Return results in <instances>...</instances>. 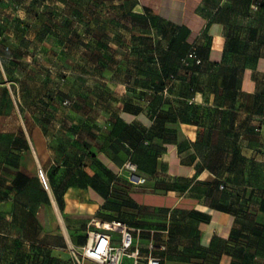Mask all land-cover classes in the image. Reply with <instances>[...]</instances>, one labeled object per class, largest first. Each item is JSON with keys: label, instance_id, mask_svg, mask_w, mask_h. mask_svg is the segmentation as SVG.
I'll return each mask as SVG.
<instances>
[{"label": "crops", "instance_id": "crops-1", "mask_svg": "<svg viewBox=\"0 0 264 264\" xmlns=\"http://www.w3.org/2000/svg\"><path fill=\"white\" fill-rule=\"evenodd\" d=\"M173 3L182 28L159 17ZM203 3L0 0V264H99L79 255L87 232L129 209L138 255L120 264H146L150 241L159 264H264V188L243 185L225 211L217 185L264 175V45L227 37ZM192 43L203 64L163 95ZM131 126L160 148L137 169L146 189L119 170Z\"/></svg>", "mask_w": 264, "mask_h": 264}, {"label": "rangeland", "instance_id": "rangeland-1", "mask_svg": "<svg viewBox=\"0 0 264 264\" xmlns=\"http://www.w3.org/2000/svg\"><path fill=\"white\" fill-rule=\"evenodd\" d=\"M23 1V0H20ZM5 3L1 6V12L4 13L3 9ZM174 7H169L165 11V16L172 19L181 21L183 19V12L180 7L176 8V3H173ZM204 10L207 14H212L216 11V14L223 18L224 21V33L227 37H233L237 35L243 34V36L248 37L245 44H248L249 49H254L257 46L264 45V0H204L203 3ZM7 12H9L7 10ZM20 13V12H19ZM22 13V12H21ZM7 14V13H5ZM4 19V18H1ZM2 46H8L7 41L1 42ZM101 137L103 136H96L91 140L95 144H99L101 142ZM144 159L142 158L141 161ZM132 161V159L130 160ZM131 163V162H129ZM151 167H155L156 160H151L148 162ZM133 164V163H131ZM136 173L138 172L137 166H135ZM259 171V172H258ZM254 171L255 175L249 176L246 178L247 183H242L241 186H237V184H232L230 181L223 182V187L221 192L218 194L219 197H225L226 200L231 201L235 195V191L242 188L243 185L246 186L247 190L250 189H263L264 188V175H263V168L260 170ZM122 172L126 175L129 172V169L125 167ZM252 186H255L254 188ZM251 187V188H250ZM143 188H149L147 183L145 182ZM255 200H251L250 203H253ZM241 206H245L242 202L240 203ZM134 213L131 209L127 211L124 218L127 222L132 224L134 221ZM145 219L144 221L147 223H155L153 218L156 220L167 221L169 219L167 214L163 213H149L143 214ZM173 214H171V217ZM173 218V217H172ZM184 218V217H183ZM171 219V218H170ZM133 220V221H132ZM188 220V219H187ZM144 250V249H143ZM146 250V249H145ZM248 259H245V264L248 263Z\"/></svg>", "mask_w": 264, "mask_h": 264}, {"label": "built area", "instance_id": "built-area-1", "mask_svg": "<svg viewBox=\"0 0 264 264\" xmlns=\"http://www.w3.org/2000/svg\"><path fill=\"white\" fill-rule=\"evenodd\" d=\"M188 56L194 57V54L190 52ZM182 62L184 64L187 63L185 59H183ZM125 167L129 169L126 177L132 184L140 185L145 182V177L136 173L134 164L126 162L119 170H123ZM112 231L119 233L118 245L111 244L110 232ZM133 232L134 229L125 222L112 220L107 223V226L103 224L98 230L87 232L88 240L81 247L79 255L81 258L87 257L95 260L99 264H120L123 257L138 255V250L133 245L135 238ZM156 248L162 249L163 247L162 245H155L152 241L147 244L148 253L146 255V264H159L160 258L151 253V251ZM75 260L77 264H80L78 258H75Z\"/></svg>", "mask_w": 264, "mask_h": 264}, {"label": "trees", "instance_id": "trees-1", "mask_svg": "<svg viewBox=\"0 0 264 264\" xmlns=\"http://www.w3.org/2000/svg\"><path fill=\"white\" fill-rule=\"evenodd\" d=\"M216 11L217 10H215V12H213L211 17L223 20V18H221L220 16H218V14H216ZM159 17L161 19L165 20L167 23L176 25V27L178 26L179 28H182L184 26L182 24H177V23L173 22L169 18H165L162 16H159ZM190 52L194 54V57L188 56V54ZM183 59H185V61L187 62L186 64H184L182 62ZM202 64H203V57L201 56V53H200V46H198L194 43L186 44L184 51L178 54V66H177V68L171 69V70L166 71L164 73V77L161 81V87H160L159 91L163 95L168 93L169 89L172 87V85L174 84V82L177 79L178 69L184 68V69L189 70L194 66H201ZM130 128H131V130H128V136H126L127 140L124 139L125 141H123V143L121 144L127 150V152L130 154L128 162H131L135 166H137V169H139V168L141 169L142 166H146L147 169L152 170L154 167H151L148 162H151V160H153V159L156 160V155L159 153L160 148H158L157 145L153 146V147H155L154 150L151 148V145H150L151 136L148 134L147 131L144 130L143 132L136 133L134 126H131ZM129 131H130V133H129ZM156 147H157V149H156ZM149 148L151 149V151L148 150ZM163 149H165V147L161 148V150H163ZM142 158L144 159L143 161H141ZM131 159H132V161H130ZM251 163L254 164L253 161H251ZM254 171H258V169L255 167L253 170H251L252 175L253 174L255 175V173H253ZM137 174H138V172H137ZM254 177H256V175ZM217 185H218V187H220V186L223 187L222 183H219ZM252 187L254 188L255 186H252ZM254 189H256V188H254ZM220 198H222L223 202L225 203L224 205H222V209L225 211H230L232 208V202H231L232 200L231 201L226 200L225 197H220ZM254 202H257V200H255ZM260 206L264 207V200H260ZM192 217L194 219H197L200 221H205V222L208 221V219H209L208 216L198 214V213L193 214ZM117 220L125 222L126 224H128L130 226V223L124 219H117ZM152 242L155 245L160 246V244H158L157 242H155V241H152ZM156 249H158V248H156ZM154 250L155 249H153L151 251V253H153ZM146 253H148L147 247H146Z\"/></svg>", "mask_w": 264, "mask_h": 264}]
</instances>
